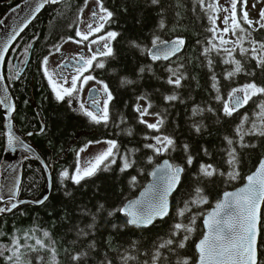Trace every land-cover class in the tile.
Instances as JSON below:
<instances>
[{"label": "trees", "instance_id": "trees-1", "mask_svg": "<svg viewBox=\"0 0 264 264\" xmlns=\"http://www.w3.org/2000/svg\"><path fill=\"white\" fill-rule=\"evenodd\" d=\"M23 0H0V21L5 14ZM88 0H65L58 6L49 7L21 36L6 62V78L8 66L15 67V60L28 55L33 45L32 60L23 76L11 86L17 104L15 122L18 130L26 135L34 133L28 139L38 152L49 163H54L53 189L49 199L41 206H24L0 221V246L11 247L13 237H21V243L35 245L36 239L44 240L47 249L39 252L28 247L21 249L20 259L28 264H48L53 260L52 248L56 249V264H124L122 257L131 254L127 264H152L151 256L162 239H167L173 225L177 222L189 223L196 216L195 231L189 234L185 248L172 252L161 249V264H177L178 260L190 258L196 264L198 253L196 245L204 235L203 219L222 195L238 189L245 184L246 177L251 174L264 157V137L249 135L244 137L248 147H236L239 172L237 179H231L227 173L233 171L228 163L227 150L229 145L225 136L238 141L235 131L240 124L242 115L247 113L249 120L244 127L250 128L253 122L259 124L262 99L254 97V102L242 108L232 118L225 120L219 112L221 104L215 99L217 93L213 88L211 72L207 59L202 55L203 48L212 37L209 28V13L205 12L197 0H160L159 4L151 0H104V6L114 13L107 23L106 30L115 31L119 35L112 41L113 55L106 57L105 68L101 78L111 90L114 99L109 104L110 119L107 124L87 121L76 115L69 107L68 101L56 100L50 93L41 73V62L58 46L76 37L80 16ZM210 0H205V3ZM161 22L163 27H161ZM243 23V21H241ZM217 24V21H216ZM245 27H248L246 24ZM154 36L164 40L183 37L185 50L172 60L152 61L142 48L151 46ZM252 38L264 41V29L252 32ZM136 41L141 48L132 45ZM15 59L11 62V56ZM214 60L215 75L220 78L221 92L227 94L231 87L245 83L250 79L264 80V70L257 68L255 61L248 59L245 67L255 70L256 76L250 77L241 73L235 81L223 79L225 71L232 65L222 63V56L211 54ZM237 58L240 57L237 51ZM183 65L181 72L186 74L183 86L174 88L166 81L169 66L177 68ZM141 68L145 70L140 71ZM150 69V70H149ZM125 80L132 83H124ZM9 82V81H8ZM176 94L179 99L171 103L164 97ZM146 95L153 108L150 111L160 112L165 118L161 132L176 138V150L163 155H155L145 145L153 141L145 139L157 133L140 123L135 105L138 98ZM147 102V101H145ZM197 105L205 111L193 117V108ZM211 107L216 112L208 111ZM40 111L44 129L35 111ZM200 125L201 131L193 128V123ZM3 114L0 108V163L4 151ZM131 130V135H129ZM115 140L119 153H127L134 161L131 168L121 171L123 160L119 155L115 163L105 167L112 159L109 158L92 176L83 179L79 184L71 178L62 177V172L69 171L71 177L78 163L79 152L89 145ZM99 141V143H96ZM93 142V143H89ZM189 145L194 157L192 165H187L183 145ZM207 149V154L204 149ZM152 157V162H149ZM164 159L184 167L182 183L172 198V211L168 218L157 221L148 229L124 226L125 217L120 213L109 216L112 209L126 204L136 198L150 182V174ZM202 164H212L224 175L206 177L201 173ZM132 177H136L133 184ZM202 189L207 203L191 204L196 197V190ZM47 190L46 175L35 160L26 159L23 164L22 180L18 197L20 200H40ZM188 204L190 212L179 217V209ZM103 205V209L100 206ZM93 215L95 221H93ZM95 223L89 229L86 225ZM116 225L117 227H113ZM79 229L88 231L87 236L78 235ZM49 233L48 237L44 232ZM25 236L27 238L25 239ZM177 240L180 237H176ZM264 244V211L261 228L260 245ZM38 247V246H37ZM175 247V246H173ZM260 251L264 252V248ZM81 255L79 261L73 255ZM11 252L0 255V264H15L6 258ZM38 257H44L43 260ZM264 264V260L260 261Z\"/></svg>", "mask_w": 264, "mask_h": 264}, {"label": "snow or ice", "instance_id": "snow-or-ice-1", "mask_svg": "<svg viewBox=\"0 0 264 264\" xmlns=\"http://www.w3.org/2000/svg\"><path fill=\"white\" fill-rule=\"evenodd\" d=\"M58 2L59 0H36L35 6L29 12V16L25 18L18 28L12 31L7 39L0 42V64L5 63L4 53L8 52L11 43L28 27V24L35 18V15L38 14L46 4H56ZM197 2L205 12L209 13V22L212 24V27L209 28L212 37L208 39L207 46L203 48L202 55L208 58L207 66L209 70L213 72L211 79L213 81L212 86L217 93L215 99L221 104L219 112L225 120H228L240 112L242 108L248 106L250 101L255 103L254 97L264 98V80L255 78L250 79L245 83L231 87L225 96V94L221 92L220 78L215 75V62L209 57L211 54L222 56V63L225 65H232L231 68L225 71L223 76V79L228 81L234 82L235 78L241 73L250 77L256 76L255 70H248L245 67V63L248 59L254 60L256 67L264 70V41L252 38V32H258L264 29V8L259 12V19L254 21L249 17L247 0H230V7L221 6L219 0H210L208 3H205V0H197ZM258 2L264 3V0H258ZM151 3L159 4L160 0H151ZM238 3L242 4L241 16L239 17L237 15ZM96 4L97 9L91 12L92 22L87 25L88 31L77 30L76 36L80 37V39L75 41L78 44L89 41L88 49L91 55L86 57L78 53L73 61H65L61 65H58L59 67L70 69L73 72L70 77L63 73L57 74L50 72L47 68V57L42 61L43 71L47 74L57 99L61 101L65 96L73 97L75 95L79 97L80 93L83 91V87L87 85L89 81L96 79L94 75H84V73L91 69L94 62H96L99 68H103L105 66L104 62L99 60V58L113 55L111 41L114 40L119 33L109 31L102 36H98L96 39L90 40V36L100 33L104 29L105 24L108 23L114 15L112 11L104 6V0H96ZM252 7H255V4H253ZM220 11L226 13L223 20V24L225 25L223 29H220L216 24L217 19H219L218 14ZM241 21H243V23ZM0 23H3V21H0ZM93 24L96 26L93 27ZM245 24L248 27H245ZM161 27H163L162 22ZM230 31L235 39L231 37L225 38ZM69 39L72 38L69 37ZM245 41H247L250 47L244 46ZM131 43L134 47L141 48V45L135 40ZM93 44H100L101 46L97 50L92 51ZM184 45L185 40L183 37H176L174 40L169 41L161 39L160 36H154L151 41V46L144 45L142 50L154 62L160 60L171 62L172 57H178V54L182 52ZM56 51H60V47H57ZM237 51L240 57L244 58L243 61L237 58ZM181 68H183L182 64L177 68L169 66L166 69L169 73L166 82L174 88L182 87L183 81L187 78L186 74L180 71ZM144 70V68L140 69L141 72ZM54 75L57 77L56 79L53 78ZM2 78L3 77H0V79ZM97 83H100L102 88L93 89L87 106L81 101L79 103V108L83 114L89 117L93 122H103L107 124L110 119L109 104L114 97L106 83L102 81H97ZM124 83H132V81L125 80ZM65 85L68 86L65 87ZM101 93L104 95L102 106ZM138 99L147 101L146 104H140L138 102L135 105V111L139 114L140 123L157 133L156 135L145 137V139L153 141L152 143L146 144L145 147L151 149L155 155H163L169 151H175L176 138L171 134L161 132L165 124L164 116H162L160 112L150 111L153 105L146 95L140 96ZM164 99L171 103L178 100L179 96L172 94L165 96ZM6 102V98L0 99V105H4ZM258 107L260 109L259 124L253 122L251 127L246 129L244 125L248 122L249 117L247 113H244L240 124L235 129L239 138L238 141H234L233 138L229 136L224 137L229 145V149L227 150V155L229 157L228 163L233 166V171L227 173V175L233 180L237 179L239 176V172L235 167L238 163V159L236 147L233 146L234 143H238L240 147H248L249 145L244 142L245 136L258 135L264 137V99L261 100ZM204 111V108L197 105L192 110L193 117L202 115ZM208 111L216 112V109L209 107ZM145 116H154L156 120L155 122H149L144 119ZM192 126L195 131H201V127L198 123L194 122ZM128 134L131 135V130H129ZM18 141H20V138L9 131L7 140L9 148H15ZM96 143H99V141ZM106 143L109 145L108 148L90 159L87 166L81 168L78 161L74 174L69 177V171L65 170L61 174L62 177L71 178L74 183L79 184L81 180L94 175L100 166L104 164L105 161H108L110 157L112 159L105 167L114 164L117 155L123 160L121 171H125L132 167L134 161L130 160L127 153L121 154L118 151L114 152V149L118 148L115 140H109L106 141ZM23 146L28 151L32 150L30 145ZM183 148L185 153H187L186 163L190 166L193 163L194 157L189 151L188 144H184ZM84 150L85 149H81V151ZM204 152L207 154L208 150L205 148ZM149 162H152V157H149ZM45 168H47V165H45ZM183 172V166L165 160L162 166H158L156 170L151 173L153 177L158 178L157 182L150 185L140 199L130 200L126 204L109 211L108 215L115 216L117 213L123 215L125 217V224L121 227L132 226L135 228H147L153 225L157 220H163L170 212L169 196L180 183ZM201 173L206 177L224 175L223 172L212 164H202ZM246 179L247 185L245 187L241 188L238 192L225 193L223 199L216 203L215 209L206 215L204 219L205 232L202 239H200L196 245L198 253L196 264H260V261L264 260V252L260 251L261 248H264V244L258 247V237L260 235L259 210L261 204L264 203V160L259 163L257 171L247 176ZM132 182L133 184L136 183V177H132ZM18 190L19 186L14 184L13 188L9 190L13 193L9 200L10 207L0 208V213L11 211L18 207V203L12 202V200L15 199V192ZM202 192V189H197L196 197L190 203L196 205L207 203V198L203 196ZM3 199L4 198L0 196V200ZM46 199L47 196L41 200L34 201V203H43ZM19 203H23V201ZM100 209H103V205L100 206ZM190 211L191 208L186 204L184 208L178 210L177 215L179 217H184L185 213ZM93 221H95L94 215ZM195 221L196 216L193 215L189 223H183L182 221L175 223L170 236L167 239H162L155 253L151 256L152 264H161V258L163 256L161 249L174 252L176 249L185 248L189 240V234L196 230ZM86 227L92 229L95 227V223L86 225ZM113 227L115 228L117 226L113 225ZM88 234V231H85V229H79L78 235L87 236ZM44 236L48 237L49 233L45 231ZM176 237H180V239L177 240ZM26 238L27 236H25V239ZM25 247H28L31 251L39 252L41 249H47L48 245L44 240L40 239H36L35 245L22 244L21 237H13L11 247L7 245L0 246V255H3L5 251H9L11 255L6 258L7 260L12 261L13 257H15V264H28V262L20 259L21 249ZM51 252L53 254V260L48 262V264H56V249L52 248ZM81 255H86V253L73 255L72 259L79 261ZM38 259L43 260L44 257H38ZM122 259L124 264H127L128 260H134L136 257L129 254L122 257ZM107 264H112V261H107ZM144 264H148V260H145ZM177 264H191V259L186 257L183 260H178Z\"/></svg>", "mask_w": 264, "mask_h": 264}, {"label": "water", "instance_id": "water-1", "mask_svg": "<svg viewBox=\"0 0 264 264\" xmlns=\"http://www.w3.org/2000/svg\"><path fill=\"white\" fill-rule=\"evenodd\" d=\"M64 1L65 0H59V2L56 3V4H46L45 7L43 9H41V11L38 14L35 15V18L31 20V22L28 24V27L25 28L24 31L21 32L17 36L16 40L11 43L8 52L4 53L5 63L4 64H0V77H3L2 79H0V99L6 98V100H7L6 104L0 105V108H1V111H2V114H3V121H4V123H3V128H4V151H3V156H2L1 163H0V196H2L4 198V190H5V185H6V182H7L8 175L11 173L12 170H14L18 166V164L20 162H21V165H22V173H23V164H24L25 158H29V159L35 160L37 163H39L40 166L42 167V169H43V171H44V173L46 175V179H47V190L45 192V195L43 196V198L45 196H47V199L44 200L43 203H34V201H38V200H27V201L20 200L18 198V194H19V190H18L17 196L15 197L14 200H12V202L18 203V207L15 208V209H12L11 211H4V212L0 213V221L5 216L11 215L12 213L17 211L21 207H24V206H35L36 207V206L43 205L49 199V197L51 195V192H52V189H53V173H54L55 164L54 163L49 164L43 158V156L37 151V149L34 146H32L29 142H27V140H25V138L17 130L16 122L14 120L15 114L17 113V104H16L15 98L13 96V93H12V91L10 89V86L8 84V81H7V78H6L5 69H6V62H7V59L9 57V54H10L11 50L16 45V43L21 38V36L26 32V30L38 19V17L45 10H47L49 7L58 6ZM35 3H36V0H24L23 2H21L18 5H16L15 7H13L11 10H9L5 14V16L1 20V21H3V23H0V42H2L3 40L7 39L9 37V35L12 33V31L14 29L18 28L21 25V23L25 20V18L29 16V12L35 6ZM185 47H186V44L184 45V48H183L182 52L179 53L178 56H180L183 53V51L185 50ZM30 58H31V56H30ZM30 58H29V60H30ZM175 58H177V57H172V60H174ZM162 61L170 62V61H167V60H162ZM9 131H11L15 136H18L20 138V141L17 142L15 148H13V149L9 148L8 142H7ZM23 145H30L32 150L28 151ZM24 155H26V157L22 159V157ZM165 160H167L170 163H172L169 159H164L163 161H161L154 168V170H156V168L158 166H162ZM262 160H264V157L262 158ZM45 165H47V168H45ZM257 169H258V166L249 175H252L255 171H257ZM183 173H182L181 178H180V183L177 185L175 191H173L171 193V195L169 196V205H170L169 215H170V213L172 211V198L177 193L178 189L181 186ZM21 180H22V174H21L20 184H21ZM157 180H158L157 177H153L150 174V182L139 193V195L136 198L132 199V200L140 199L142 197L143 193L145 192V190L150 185H152L153 183H156ZM20 184H19V188H20ZM246 185H247V179L245 180V184L242 185L241 187H239L238 189L227 191V192H238L241 188L245 187ZM227 192H225V193H227ZM224 194L222 195L221 200L223 199ZM43 198H41V199H43ZM10 199L11 198H8V199L4 198L3 200H0V208H8V207H10V204H9V200ZM20 201H23V203H19ZM214 209H215V207L212 210H210L208 213H210ZM263 211H264V203L261 204L260 210H259L260 235L258 237V247L260 246ZM169 215L167 217H165L163 220L168 218ZM206 215L204 216V219H205ZM204 219H203V227H204V232H205ZM163 220H157V221H163ZM153 225H151V226H149L147 228H142V229H148V228L152 227Z\"/></svg>", "mask_w": 264, "mask_h": 264}, {"label": "flooded vegetation", "instance_id": "flooded-vegetation-1", "mask_svg": "<svg viewBox=\"0 0 264 264\" xmlns=\"http://www.w3.org/2000/svg\"><path fill=\"white\" fill-rule=\"evenodd\" d=\"M5 1H7V2H10L11 0H5ZM24 1V0H23ZM22 1V2H23ZM88 1H91V0H88ZM93 1H96V0H93ZM21 3V2H20ZM19 3V4H20ZM88 3V2H87ZM94 3H96V2H94ZM18 5V4H17ZM87 5V4H86ZM15 7V6H14ZM85 9V8H84ZM97 9V5L94 7V10H96ZM82 14V13H81ZM80 21H81V16H80ZM80 23V22H79ZM95 25V24H94ZM80 26V25H79ZM96 26V25H95ZM106 27H107V23L105 24V27H104V29L100 32V33H96L95 35H92V36H90V40H92V39H96L98 36H102V35H104L105 33H107V30H106ZM78 30H79V27H78ZM88 31V30H87ZM80 39V37H78V36H76L75 38H73V39H70V40H68V41H76V40H79ZM68 41H66V42H68ZM65 42V43H66ZM83 47L82 48H80V49H78V50H76L75 51V53H73V54H70V56H68V57H64V58H61L60 60H59V62H61L60 63V65L62 64V63H64L65 61H69V62H71V61H73L74 60V58H76L77 57V54L79 53V54H83L84 56H86V57H88V56H90L91 55V53L89 52V49H88V45H89V41H84L83 43H80ZM100 46H98V47H96V49H94V51L95 50H97L98 48H99ZM111 47H112V43H111ZM14 48V47H13ZM13 50V49H12ZM11 50V51H12ZM32 51H33V45L32 46H30V48H29V52H28V55L25 57V55L26 54H24L23 55V57H22V59H18V60H15V67L13 68L12 66H11V64L8 66V75H9V78H8V84H9V86L11 85V86H13L15 83H17V81L23 76V74L26 72V70L28 69V67H29V65H30V62H31V60H32ZM92 51H93V49H92ZM11 53V52H10ZM50 55H51V53H50ZM50 55H48V59H49V57H50ZM30 56H31V58H30ZM63 56H64V54H63ZM63 56H61V57H63ZM29 58H30V60H29ZM15 59V53L14 54H12V56H11V62L13 61ZM99 60H102L103 62H104V65H105V61H106V57H100L99 58ZM58 65H59V63H58ZM41 73H42V75H43V77H44V79H45V83H46V85H47V87H48V89H49V91H50V93L53 95V97L56 99V100H58L59 101V99H57V97H56V94H55V91H54V89H53V87H52V85H51V83L49 82V80H48V76H47V74L43 71V67H42V62H41ZM104 68H105V66L103 67V68H99L98 66H97V64H96V62H94V64L92 65V67H91V69L88 71V72H85L84 73V75H89V74H91V75H94L95 77H96V79L95 80H91V81H89L88 82V84L87 85H85L84 87H83V91L80 93V95H79V97H76L75 95L73 96V97H68V96H65V98L63 99V100H65V99H67L66 101H68V103H69V107L71 108V110L76 114V115H78V116H81V117H83L84 119H86L87 121H90V122H93L89 117H87L86 115H84L83 114V112L80 110V108H79V105L77 106V107H75V104H76V101L77 100H80V102L81 101H83L85 104H86V106H87V104H88V101H89V97H90V94H91V92H92V90L93 89H99V88H102V85L100 84V83H97V81H102V78H101V72L104 70ZM56 72L57 73H63L64 75H68L69 77H70V75L71 74H73V72L70 70V69H68V68H62V67H57V69H56ZM103 82V81H102ZM93 83V85L92 86H90V84H92ZM104 83V82H103ZM11 86H10V89H11ZM12 91V90H11ZM13 93V92H12ZM13 96H14V94H13ZM100 97H101V106L103 105V100H104V95H103V93H101L100 94ZM36 112V114H37V116H38V119H39V121L41 122V124H42V128L44 129V122L42 121V116H41V113H40V111L38 110V111H35ZM16 116H17V113L15 114V118H16ZM15 118H14V120H15ZM95 123V122H94ZM16 126H18V124L16 123ZM17 130H18V127H17ZM19 131V130H18ZM20 133V132H19ZM21 134V133H20ZM24 138H25V140H28V139H30V138H33V136H34V133L33 132H30L29 134H26V135H23V134H21ZM28 142V141H27ZM32 146H34V144H32V143H30ZM35 147V146H34ZM36 148V147H35Z\"/></svg>", "mask_w": 264, "mask_h": 264}, {"label": "rangeland", "instance_id": "rangeland-1", "mask_svg": "<svg viewBox=\"0 0 264 264\" xmlns=\"http://www.w3.org/2000/svg\"><path fill=\"white\" fill-rule=\"evenodd\" d=\"M94 2H96V1H93V0L88 1L87 5L85 6V9H83V11H82L81 21L79 23V25H80L79 30L80 31L86 32L88 30L87 25L92 22L91 12L94 10V7L97 5ZM219 4L221 6H229L230 7V0H219ZM253 4H255V7H252ZM262 8H264V3L258 2V0H247V10L249 12L250 19H253L254 21L259 19V12ZM241 9H242V4L238 3L237 4V15H238V17L241 16ZM218 15H219V19H217V25L219 26L220 29H223L225 27V25L223 24V20L225 18L226 13L223 11H220ZM93 27H95L94 24H93ZM228 37L235 39V37L232 36L231 31L228 33V36H226L225 38L227 39ZM112 41H111V43H112ZM217 43H218V41H217ZM98 46H101V45L100 44H93L92 45L93 51ZM244 46L250 47V45L247 43V41H245ZM58 47H60V51H56V49H54L53 52L51 53L49 59H48V64H47V68L49 69V71L54 72V73H57L56 69L58 67V63H59V65L61 63V62H59V60L61 58L70 56V54L75 53L76 50L82 48L83 46L81 44L74 42V41H68V42H66L63 45L58 46ZM63 54H64V56H63ZM61 56H63V57H61ZM53 78L56 79L57 77L54 75ZM92 85H93V83L90 84V86H92ZM67 86L68 85H65V87H67ZM79 103H80V100H77L75 107H77L79 105ZM146 103L147 102H145V101L140 102V104H146ZM144 119L148 120L149 122H155L156 117L145 116ZM108 146L109 145L106 142H104V143L89 145V146L85 147L84 151L79 152L78 161H79L80 167L83 168V167L87 166V163L90 159H92L94 156L98 155L100 152L106 150L108 148ZM86 178H88V177H86Z\"/></svg>", "mask_w": 264, "mask_h": 264}, {"label": "bare ground", "instance_id": "bare-ground-1", "mask_svg": "<svg viewBox=\"0 0 264 264\" xmlns=\"http://www.w3.org/2000/svg\"><path fill=\"white\" fill-rule=\"evenodd\" d=\"M26 155L22 157L25 158ZM21 174H22V165L21 162L18 164V166L11 171V173L8 175L7 182L5 185V190H4V198L8 199L11 198L13 193L10 192L9 190L13 188V185H18L20 184V179H21ZM17 192H15V197L17 196Z\"/></svg>", "mask_w": 264, "mask_h": 264}]
</instances>
